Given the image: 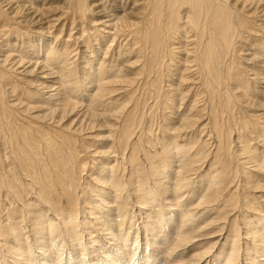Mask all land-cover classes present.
I'll return each instance as SVG.
<instances>
[{
  "label": "bare ground",
  "instance_id": "1",
  "mask_svg": "<svg viewBox=\"0 0 264 264\" xmlns=\"http://www.w3.org/2000/svg\"><path fill=\"white\" fill-rule=\"evenodd\" d=\"M2 201L3 264H264V0H0Z\"/></svg>",
  "mask_w": 264,
  "mask_h": 264
},
{
  "label": "rangeland",
  "instance_id": "2",
  "mask_svg": "<svg viewBox=\"0 0 264 264\" xmlns=\"http://www.w3.org/2000/svg\"><path fill=\"white\" fill-rule=\"evenodd\" d=\"M239 45H240L241 47H243V50H242V52H241V54L243 55V54L245 53V50L247 49V47H246L247 44L245 43V44H242V45L239 44ZM243 45H245V46H243ZM244 48H245V49H244ZM243 52H244V53H243ZM248 53H249V52H248ZM132 61H133V60H132ZM17 84H18V82H17ZM165 85H167V84H165ZM18 87H19L18 90L21 91V87H20L19 85H18ZM189 87H190V86H189ZM189 87H188V89H189ZM164 89H165V88H164ZM28 90H29V89H28ZM185 90H187V89H185ZM191 90L193 91V87H192ZM19 91H18V92H19ZM189 96H190V95L188 94V98H187V99H191ZM192 96H193V95H192ZM192 96H191V97H192ZM20 100H22V101H24V102L26 103V100H25V99L20 98ZM191 100H192V99H191ZM191 100H190V101H191ZM148 103H149V104H148ZM151 103H152V100H148V101H147V104L145 105V108L143 107L142 110L140 111V114H141V112H143L144 114L147 113V112H148V113H149V112H150V113H153L154 110H152V111L149 110ZM36 104L39 105V102L36 101ZM40 104H41V103H40ZM146 108H147V109H146ZM187 108H188V106H186V107L184 108V111H187ZM247 108H248V107H245V109H247ZM143 109H144V110H143ZM146 111H147V112H146ZM181 111H182V109H181ZM236 113H238V112L236 111ZM159 114L161 115V117H160ZM155 115H156V116H154L155 118H154L153 123H152V122H151V123H143V124H147V126L150 125L149 129H153V130H154V128H156L159 124L162 125V123H159V121H160L161 118H164V115H162L161 112H159V111L156 112ZM158 117H160V118H158ZM73 119H74V117H73ZM73 119H72V120H73ZM156 119H157V120H156ZM170 120H171V119H170ZM156 121H158V122H156ZM155 123H156V124H155ZM148 124H149V125H148ZM153 125H154V127H153ZM259 126H260V125H259ZM102 132H104V131H102ZM197 132H198V133H197ZM194 133L197 135V138H199L200 132L197 131V130H195ZM159 137H160V135H159L157 138H159ZM235 137H236V136L234 135V136L232 137V139H235ZM203 138H204V136L202 135L201 140H204ZM106 143H107V142H106ZM107 145L109 146L110 144L108 143ZM107 145H106V146H107ZM98 146H101V144H99ZM91 148H92V149H91ZM91 148H90L89 150H93L94 147H91ZM98 148H101V147H98ZM22 180H23V178H22ZM28 196H30V195L28 194ZM30 197H31V196H30ZM0 206H1V209L4 208V203H3V201L0 203ZM2 214H3V213H2ZM6 254H7V253H6ZM2 258L5 259L6 256H3ZM8 260H9V259H8ZM0 261H2V260L0 259ZM6 261H7V260H6ZM0 264H3V263L1 262Z\"/></svg>",
  "mask_w": 264,
  "mask_h": 264
}]
</instances>
